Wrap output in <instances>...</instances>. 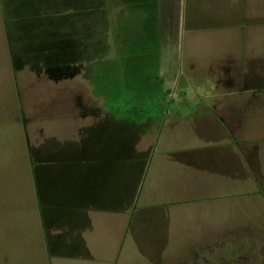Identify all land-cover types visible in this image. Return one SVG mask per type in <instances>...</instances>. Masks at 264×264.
<instances>
[{
  "label": "crops",
  "instance_id": "obj_1",
  "mask_svg": "<svg viewBox=\"0 0 264 264\" xmlns=\"http://www.w3.org/2000/svg\"><path fill=\"white\" fill-rule=\"evenodd\" d=\"M45 1L11 2L3 17L8 77L20 78V56L30 53L37 80L22 79L78 91L63 122L47 115L42 144L25 125L23 135L21 126L4 129L18 141L16 150L6 142L0 159L1 243L31 264H213L233 247L241 255L248 234L264 228V0H142L143 30L157 42L130 52L141 56L128 67L140 63L142 81L133 88L127 76L124 99L134 110L123 113L113 112L117 84L108 86L107 111L94 89L102 83L100 4L86 63L79 0H60L67 12L56 17ZM70 50L76 62L50 60ZM150 69L159 75L152 83ZM21 209L27 218H13Z\"/></svg>",
  "mask_w": 264,
  "mask_h": 264
},
{
  "label": "rangeland",
  "instance_id": "obj_2",
  "mask_svg": "<svg viewBox=\"0 0 264 264\" xmlns=\"http://www.w3.org/2000/svg\"><path fill=\"white\" fill-rule=\"evenodd\" d=\"M40 1L42 0H38V2ZM11 2H15V4H18L20 3V0H0V41H2V39L6 37L7 31H5L6 29L4 28L3 17L5 16V14H11ZM45 4L48 6V11H50V9L52 10L54 17L59 16L61 13L64 14L65 12H67L66 8H61L60 0H47L45 1ZM98 4H100L102 22L100 30V55L98 54V51H96L95 62L97 63L96 75L97 78L98 76H101L100 80L102 81V83L100 88H98L97 85L94 89L97 90V92L99 90L101 92L102 103L100 109H109L108 105L103 100L108 98V86L111 85V87H113L115 91V86L117 84L118 93L116 94L117 96H115L118 101L114 104L115 106L113 112L123 113L127 110H134L133 108H131L132 104H127L124 98L128 96L127 89H130L128 87L127 76L131 77V81L134 82V88L136 85L135 78H139L137 76L141 75L139 67L140 63H136L135 65H133V68H129L128 66L132 62V58H134L136 61L137 59H141V56L137 57L130 55V52L134 51V53H136L140 52L142 49L144 52H147L154 48L157 42L156 34H153L152 30H150L149 37H147L146 32L143 30L145 29V21H143L142 23V0H133L132 3L131 0H79V11H81V9H84L86 19V39L85 41H83V44L86 46V54L84 53L83 56H81L82 62L83 60L85 62L92 60V56L88 50V43L90 45V39H92V37L89 39V31L87 28H91L92 31L91 21L94 12V6ZM128 4H130L129 8L127 6ZM131 4H133L132 7ZM145 18L147 19V17ZM95 25L98 29V22H95ZM97 37L98 36L96 35V38ZM73 52L77 54L76 50H73ZM73 52L70 50L68 56L63 55V57H61V54L55 53L56 56H54V59H52L51 57L50 60H52L53 62H61V59H63V62H66V60L68 59V62L70 63L74 59L76 62V58L71 56ZM29 54L30 53L26 54V56H22V58L20 56L21 62L17 60L22 64H26L25 66H22L26 67L27 69L20 71V78H13V80H11L12 77H8V75L10 74L9 69L6 68L10 67L12 60H10V55L6 53L5 49L0 44V151L2 150V152L0 153L1 160L4 156L3 153L7 152L5 151L7 150L5 146H8L9 144V147L12 150H16L17 148L15 142H17L18 140L14 141V134L11 138H5V134H3V131L6 127H15L16 130V127L18 128V126H21L19 131L21 132V135H23L22 126L25 125L27 131L32 132L31 134H29V132L28 134L26 133V137L31 138V141L33 142L32 144L34 146H37V144L35 143L42 144L44 142V126L47 128H50L52 126L50 123L52 120L49 119L47 115H52L54 117L53 120H60L63 122L67 117L63 116L66 115L65 111H68L69 113L73 110L70 101L72 100V95H75L78 91V88L76 86H70L69 91L67 90V92H65L67 89L65 88V94L64 92L59 91L58 93H54L51 91V89L55 88L49 86L44 81L38 80L37 83L32 86L29 80H24L25 78L28 79L30 77L33 78L34 82L37 80V75L34 73V71L28 69L31 68L27 65V60L29 58V56L27 55ZM44 56L45 58H47L49 55L46 54ZM38 59L39 58H37L36 61H38ZM161 59L162 66L166 67L168 64V56L165 54H161ZM99 62L100 66L98 65ZM99 67L101 68V71H99ZM155 72L151 69L149 70V72H147V78L149 79L150 83L154 82L159 77V75L155 74ZM72 73L73 71H70V79L76 76ZM134 74H137V76H134ZM5 77L7 79H5ZM141 81L142 80L140 79L139 83ZM138 85H141V83ZM21 93L22 101L18 103V98L20 97ZM132 95H135V93L132 92ZM147 106H150V109L152 111L156 110V106L153 103L148 104ZM89 108L91 109V106H89ZM88 109L86 107L84 108V110ZM35 111L36 114H34ZM42 114L46 117L42 119L41 117H39L38 119L32 118L35 115L41 116ZM41 128L42 133L38 132ZM5 132L7 133V129ZM18 139L19 141H21V144L23 146L24 144H27L26 139L23 138V140L19 136ZM3 168L5 167L0 164V172L3 171ZM3 186L6 185L0 184V189H3ZM24 217H26V211L24 209L20 210V214L13 215V218L16 219H21ZM4 224L5 220L2 219L0 215V227L4 226ZM18 225H20L22 228L29 227L28 224L21 225L20 223H18ZM248 235L250 238H246L244 242V252L241 255L238 256L234 254V250L238 249V247H233L229 249L225 248V252L223 255H221L222 258L220 259L223 261L218 262L216 261V259H214V262L212 263L264 264V228L250 232V234ZM2 239H6V234L2 233ZM237 240L238 239L236 238L234 240H228L227 242H230V244H234V242L236 243ZM27 249L30 250V247L26 248V250ZM15 250L16 247H6V244H4V242L1 243L0 241V264H20V260H22V257L28 258V253L26 254L25 252H15ZM23 262L24 263L21 264H31L29 258L23 260ZM192 264L204 263L194 262Z\"/></svg>",
  "mask_w": 264,
  "mask_h": 264
}]
</instances>
